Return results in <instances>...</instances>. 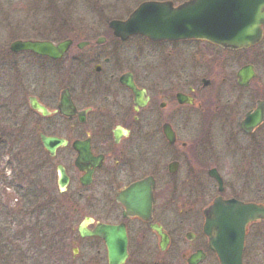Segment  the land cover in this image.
I'll list each match as a JSON object with an SVG mask.
<instances>
[{
	"label": "flooded vegetation",
	"instance_id": "obj_1",
	"mask_svg": "<svg viewBox=\"0 0 264 264\" xmlns=\"http://www.w3.org/2000/svg\"><path fill=\"white\" fill-rule=\"evenodd\" d=\"M123 1L110 20L98 10L34 18L36 37L0 49V242L31 239L3 234L11 217L27 228L63 220L78 225L82 264L110 259L81 226L125 230L122 264H220L206 211L218 200L264 209V27L239 50L123 39L111 22L143 3L192 0H141L133 11ZM16 41L70 47L54 60L13 51ZM244 244L243 264H264V217L246 226ZM18 253L0 264H35V253Z\"/></svg>",
	"mask_w": 264,
	"mask_h": 264
},
{
	"label": "water",
	"instance_id": "obj_2",
	"mask_svg": "<svg viewBox=\"0 0 264 264\" xmlns=\"http://www.w3.org/2000/svg\"><path fill=\"white\" fill-rule=\"evenodd\" d=\"M264 26V0H192L175 8L171 3L147 2L125 21H113L111 27L117 36L127 38L141 35L153 42L206 40L229 50L256 45L262 38ZM70 42L58 46L51 43L15 42L13 51L29 50L58 60L67 52ZM56 139H44L47 149ZM144 183L133 188L138 190ZM151 198L152 193L149 192ZM152 202L149 199L148 205ZM264 217V209L245 205L235 200H218L206 211L205 230L221 264H243L245 228ZM82 236H101L107 245L110 264H121L126 259L125 230L101 226L94 233Z\"/></svg>",
	"mask_w": 264,
	"mask_h": 264
},
{
	"label": "rangeland",
	"instance_id": "obj_3",
	"mask_svg": "<svg viewBox=\"0 0 264 264\" xmlns=\"http://www.w3.org/2000/svg\"><path fill=\"white\" fill-rule=\"evenodd\" d=\"M115 1V0H114ZM112 0H0V49L15 40L36 37L32 27L34 18H43L46 15L63 11H104L106 17L114 19L122 15L125 7L124 1L116 3ZM133 11L141 0H130ZM117 5L119 8H113ZM120 9V11H119ZM117 10V12H116ZM122 11V12H121ZM89 15V14H85ZM4 78H11L13 73L7 69ZM263 73V72H262ZM2 75V73H0ZM235 181V179H232ZM13 196V193H10ZM16 203V201H13ZM12 219V217H11ZM9 220L8 225L3 227V234L15 236L20 229L25 236L30 235L31 239L19 238L4 240L6 248L0 258L16 259L18 252L35 253V264H55L53 260L61 258L58 264H82L83 252H77L78 244H73L74 236H77L78 225H69L66 221H53L52 224L42 226L33 224L30 228L22 226L20 217L14 216ZM22 235V234H21ZM80 248V247H78ZM19 254V255H18ZM1 255V254H0ZM49 257L50 262H47ZM12 261V260H11ZM5 261V262H11ZM3 262V263H5ZM1 263V260H0ZM33 264V263H31ZM148 264H150L148 262Z\"/></svg>",
	"mask_w": 264,
	"mask_h": 264
},
{
	"label": "trees",
	"instance_id": "obj_4",
	"mask_svg": "<svg viewBox=\"0 0 264 264\" xmlns=\"http://www.w3.org/2000/svg\"><path fill=\"white\" fill-rule=\"evenodd\" d=\"M20 229L18 230L17 234H21L22 233V230H20ZM3 244H5V243H3Z\"/></svg>",
	"mask_w": 264,
	"mask_h": 264
}]
</instances>
